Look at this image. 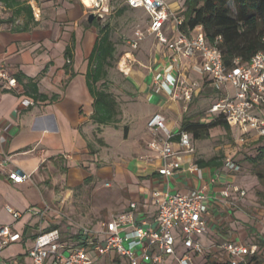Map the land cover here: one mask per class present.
<instances>
[{"label":"crops","instance_id":"1","mask_svg":"<svg viewBox=\"0 0 264 264\" xmlns=\"http://www.w3.org/2000/svg\"><path fill=\"white\" fill-rule=\"evenodd\" d=\"M29 3L34 22L27 24L24 14L10 20L12 9L8 7L11 16L0 18V70L17 81L10 90L0 85V162L9 158L0 166V227L9 226L20 235L1 250L0 264H30L28 252L40 231L57 229L65 249H75L79 235L71 233L69 221L93 228L84 222L109 219L131 202L138 207L136 218L153 225L157 213L153 191L186 194L204 185L208 227L195 237L204 247L196 263L224 264L227 256L220 247L231 241L255 244L258 252L248 259L251 264L259 263L258 256H264L260 243L264 240V198L257 192H264V187L250 159L254 169L246 174L227 170L224 161L201 166L196 163V153L180 156L182 169L170 177L157 171L163 160L149 144H161L165 134L149 129L147 122L159 113L167 128L176 133L184 107L164 92H156V82L171 71L166 48L153 36H145L142 40L151 45L149 53L136 59L138 46L131 50L135 62L128 72H120L137 96L127 107H119L116 125H100L91 119L93 98L86 80L87 59L98 34L96 26L87 22L88 10L79 0H50L40 10ZM164 32L169 39L175 36L170 23ZM197 60L178 59L184 77L196 81L199 91L213 89L206 76L193 69ZM25 100L32 103L25 105ZM192 143L195 147L194 140ZM171 144L180 152L177 138ZM190 162L201 169V176L186 170ZM12 170L26 172L31 178L14 183L8 177ZM233 186L245 190V195L232 191ZM226 188L227 197L221 195ZM94 199H98L96 205ZM45 205L51 210L43 217L36 215ZM7 207L21 213L20 217L14 218ZM102 212L107 216L100 219Z\"/></svg>","mask_w":264,"mask_h":264},{"label":"built area","instance_id":"2","mask_svg":"<svg viewBox=\"0 0 264 264\" xmlns=\"http://www.w3.org/2000/svg\"><path fill=\"white\" fill-rule=\"evenodd\" d=\"M79 1L88 12L99 13L107 10L108 2L113 0ZM124 3L129 8L144 10L148 16L145 31H135L130 49H135L145 36H153L170 54L171 71L165 72L163 80L156 82V92L162 91L169 98L180 100L186 105L192 102L200 86L196 81L184 77L178 59L194 60L197 57L193 69L205 75L213 89L221 92V97L209 107L208 118L203 121L220 115L233 131L239 132L241 142L249 136L253 140L264 138V50L254 53L246 63L234 59L227 66L217 45L220 37L215 43L209 44L202 25L195 26L188 33L181 29L184 21L183 5L174 11L165 0H124ZM167 23H170L175 34L172 39L164 32ZM131 50L118 60L117 67L122 72H128L135 62ZM0 85L10 90L17 86V81L6 71L0 70ZM23 102L25 105L32 103L29 100ZM147 126L165 134L161 144L154 141L149 145L163 160L158 173L170 177L182 169L180 156L195 153L190 134L186 131L172 133L166 126L165 117L159 113L148 120ZM173 138H177L180 152L173 150ZM8 160L6 158L0 162V166H5ZM223 165L232 172L241 170V166L230 158H226ZM186 170L201 176V169L195 162H190ZM8 177L12 182L20 183L29 180L31 175L12 170ZM210 181L213 182V179L210 178ZM231 189L240 196L246 193L237 186ZM206 191V185L186 194L153 191L151 199L157 206L153 225H146L136 218L138 207L135 202L129 203L125 211L100 221L98 228H88L69 221L71 233L79 235L80 241L78 247L71 250H66V246L60 242L57 229L40 231L28 252L30 264H169L168 260L174 264H197L196 258L204 254V247L195 237L203 234L208 227L205 218L208 200ZM221 195L227 197L229 189L221 191ZM6 209L14 218L21 215L10 207ZM46 210L51 208L45 205L35 213L43 217ZM101 235L103 239L100 240ZM19 238V233L9 226L0 227V251ZM177 244L182 249L179 257ZM220 250L227 256L226 264H251L248 258L257 254L258 247L231 241L221 245ZM111 253L115 258L111 257Z\"/></svg>","mask_w":264,"mask_h":264},{"label":"trees","instance_id":"3","mask_svg":"<svg viewBox=\"0 0 264 264\" xmlns=\"http://www.w3.org/2000/svg\"><path fill=\"white\" fill-rule=\"evenodd\" d=\"M0 2L12 9L10 20L24 14L27 24L34 22L29 4L24 5L20 0H0ZM183 7L184 21L181 29L188 33L195 26L202 25L209 44L215 43V40L220 37L217 45L227 66H230L234 59H238L239 63H246L254 53L264 50V0H184ZM27 24L24 25V29ZM66 54L70 57L68 49ZM87 60L86 80L93 98L91 119L100 125H116L121 114L119 104L113 94L104 89L108 68L115 60V45L110 39L108 26L98 29ZM218 126L224 128L229 134L233 131L220 115L207 122L184 116L179 131L188 132L191 140H201L209 136L210 129ZM126 130L127 127L124 126L125 136ZM256 141L257 154L249 159L255 165V174L264 187V168L261 167L264 162V138ZM196 163L201 166L220 165L216 158L198 159ZM257 195L264 198V192L259 191ZM260 243L264 246V240ZM254 264L259 263L255 261Z\"/></svg>","mask_w":264,"mask_h":264},{"label":"rangeland","instance_id":"4","mask_svg":"<svg viewBox=\"0 0 264 264\" xmlns=\"http://www.w3.org/2000/svg\"><path fill=\"white\" fill-rule=\"evenodd\" d=\"M24 5L30 4L32 2L39 10L47 4L50 0H20ZM55 2L57 0H54ZM170 9L178 10L182 5L184 0H166ZM107 6V4H106ZM230 6L233 10L232 4ZM105 7V6H104ZM106 8V7H105ZM36 10V9H35ZM39 10H36L38 12ZM94 13L96 16L101 15L100 21L96 18L92 21L93 25L96 26L97 30L100 27L108 26L110 32V39L115 45V60L113 65L108 68L107 82L105 83L104 89L111 92L119 104V107H127L128 103L135 100L137 94L133 92L127 80L124 78V74L120 72L117 67L118 60L120 57L130 49V43L134 39V33L136 30L145 31L147 27L148 16L146 12L142 9H132L125 5L123 0H113L108 2L107 10H101ZM11 16V11L7 9L0 2V18H9ZM22 17L16 20L22 21ZM91 22V23H92ZM137 48V47H136ZM151 45L148 41L142 40L138 43V48L135 50L136 59L141 56L144 52L149 53ZM136 64V63H135ZM137 65V64H136ZM110 74V76H109ZM221 97V92L219 90L211 89L209 87H203L198 95L194 97L192 102L188 105L184 104L180 100L177 102L184 106L182 109V118L184 116H190L194 120L203 121L208 118V109L211 104L217 101ZM176 101V100H174ZM239 132L231 131L227 133L222 127H214L210 129L209 136L205 139L194 140L195 143V153L198 159H211L216 158L217 161L222 162L226 158H230L237 164L241 166V171L247 173L254 167L248 162L249 158H252L257 154V141L253 140L252 137H246L244 142L239 140ZM262 168H264V162L262 163ZM260 168V167H258ZM256 169V168H255ZM94 205L98 203V199H94ZM91 202V201H90ZM89 203V200L87 201ZM107 216L106 212H102L99 216L103 219ZM109 217V216H108ZM263 218V217H262ZM264 225V218L262 219ZM86 225L96 228L100 223L99 220H91L84 222ZM103 239V235L100 236V240ZM11 245H8L9 247ZM6 247V248H7ZM181 248L177 250L178 257L181 255ZM1 252V251H0ZM92 256V254L90 253ZM259 264H264V256L260 255Z\"/></svg>","mask_w":264,"mask_h":264},{"label":"water","instance_id":"5","mask_svg":"<svg viewBox=\"0 0 264 264\" xmlns=\"http://www.w3.org/2000/svg\"><path fill=\"white\" fill-rule=\"evenodd\" d=\"M96 18L97 21H100L102 16L101 15H95L94 13H89L87 16V22L91 23Z\"/></svg>","mask_w":264,"mask_h":264}]
</instances>
